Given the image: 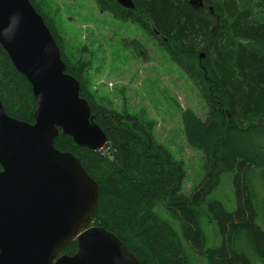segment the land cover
<instances>
[{
  "label": "trees",
  "instance_id": "trees-1",
  "mask_svg": "<svg viewBox=\"0 0 264 264\" xmlns=\"http://www.w3.org/2000/svg\"><path fill=\"white\" fill-rule=\"evenodd\" d=\"M93 1L102 13L156 38L208 111L204 120L191 109L180 114L184 142L201 152L205 170L202 181L184 194V165L157 141L156 123L98 101L88 65L67 56L56 22L39 0H29L106 138L99 151L75 145L61 131L53 142L55 149L75 156L98 185L97 209L88 227L114 235L139 264H251L246 249L264 264L254 188L258 179L264 193V0H200V7L196 0H132L131 10L116 0ZM0 103L8 117L34 122L31 86L1 46ZM224 173L232 174L234 210L208 199ZM205 219L215 224L221 240L216 246L208 247ZM76 252L73 241L62 255Z\"/></svg>",
  "mask_w": 264,
  "mask_h": 264
},
{
  "label": "water",
  "instance_id": "water-1",
  "mask_svg": "<svg viewBox=\"0 0 264 264\" xmlns=\"http://www.w3.org/2000/svg\"><path fill=\"white\" fill-rule=\"evenodd\" d=\"M116 1L133 8L132 0ZM190 2L201 6L200 0ZM17 10L19 26L10 40L11 33L0 31V46L29 82L37 108L29 124L8 117L0 103V264H128L124 254L139 264L114 235L88 227L98 185L75 156L53 142L61 131L75 145L99 151L106 138L29 0H0V30ZM73 241L76 254L62 255Z\"/></svg>",
  "mask_w": 264,
  "mask_h": 264
},
{
  "label": "rangeland",
  "instance_id": "rangeland-1",
  "mask_svg": "<svg viewBox=\"0 0 264 264\" xmlns=\"http://www.w3.org/2000/svg\"><path fill=\"white\" fill-rule=\"evenodd\" d=\"M39 1L56 22L67 56L88 65L86 74L98 101L116 111L124 110L140 121L156 123L157 141L184 165L180 190L188 194L205 176L204 159L201 152L185 144L180 114L191 109L204 120L208 111L192 82L156 38L129 21L102 13L93 0ZM254 188L258 205L255 223L264 232V193L258 179L254 180ZM208 199L234 210L232 174L221 175L218 187ZM205 221L208 247L216 246L220 238L215 224ZM246 253L251 264H263L249 249Z\"/></svg>",
  "mask_w": 264,
  "mask_h": 264
},
{
  "label": "clouds",
  "instance_id": "clouds-1",
  "mask_svg": "<svg viewBox=\"0 0 264 264\" xmlns=\"http://www.w3.org/2000/svg\"><path fill=\"white\" fill-rule=\"evenodd\" d=\"M21 18H22V14L19 10L12 12L9 16L8 25L6 27H4L2 30H0L6 34L11 33V35H9V37H8L9 40L14 36V34H15V32L19 26V23L21 21ZM124 255L127 257L128 264H130L131 258L128 257L126 254H124Z\"/></svg>",
  "mask_w": 264,
  "mask_h": 264
},
{
  "label": "flooded vegetation",
  "instance_id": "flooded-vegetation-1",
  "mask_svg": "<svg viewBox=\"0 0 264 264\" xmlns=\"http://www.w3.org/2000/svg\"><path fill=\"white\" fill-rule=\"evenodd\" d=\"M3 169H2V167L0 166V172L2 171Z\"/></svg>",
  "mask_w": 264,
  "mask_h": 264
}]
</instances>
